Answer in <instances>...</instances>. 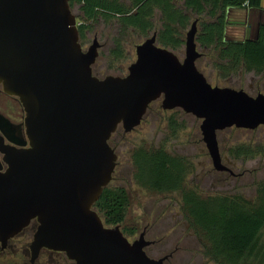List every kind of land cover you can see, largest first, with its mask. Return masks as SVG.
I'll return each instance as SVG.
<instances>
[{
    "label": "water",
    "instance_id": "obj_1",
    "mask_svg": "<svg viewBox=\"0 0 264 264\" xmlns=\"http://www.w3.org/2000/svg\"><path fill=\"white\" fill-rule=\"evenodd\" d=\"M71 0H0V83L25 111L27 142L4 147L0 166L2 250L32 222L30 263L44 250L74 264H164L150 258L144 234L130 241L94 209L111 184L118 156L109 142L119 128L141 125L149 107L180 109L202 121L203 141L218 172L224 163L218 133L264 127V93L212 86L197 67L203 54L198 22L185 40V58L157 44L136 47L124 77L99 78L100 44L84 51ZM232 173V172H231Z\"/></svg>",
    "mask_w": 264,
    "mask_h": 264
},
{
    "label": "trees",
    "instance_id": "obj_2",
    "mask_svg": "<svg viewBox=\"0 0 264 264\" xmlns=\"http://www.w3.org/2000/svg\"><path fill=\"white\" fill-rule=\"evenodd\" d=\"M244 6L260 9L262 0L70 1L72 11H77L80 16L78 29L82 46L89 41L93 26L101 21L108 24L116 22L115 48L110 51L115 58H123L125 36L132 31L147 38L151 33L156 34L158 46L178 56V52L185 47L184 33L190 22L202 20L196 42L212 54L213 67L220 78L228 79L233 74L250 72L264 77V25L260 27L256 40L226 41L228 9ZM156 20L161 22L159 28L156 27ZM93 73L98 77L94 66ZM171 125L173 134H176L173 119ZM109 144L112 147L111 140ZM230 152L236 159L264 157V145H240ZM132 161L137 185L156 193L181 194L186 220L204 239V255L210 261L215 264H244L252 256L264 229V182L257 184L254 201L238 195L204 198L187 187V178L193 168L188 158L172 155L164 146H142L133 151ZM129 204L126 188L109 185L94 209L106 226L121 227L125 224ZM37 226L34 221L24 232L31 230L34 235ZM122 232L128 239L137 233L133 228H124Z\"/></svg>",
    "mask_w": 264,
    "mask_h": 264
},
{
    "label": "rangeland",
    "instance_id": "obj_3",
    "mask_svg": "<svg viewBox=\"0 0 264 264\" xmlns=\"http://www.w3.org/2000/svg\"><path fill=\"white\" fill-rule=\"evenodd\" d=\"M79 23V13L73 12ZM184 33L186 39L192 24ZM199 21V20H198ZM197 21V22H198ZM202 21V20H201ZM199 21L197 24L200 29ZM161 22L156 20V27ZM117 23L110 24L101 21L93 26L89 33V41L83 45L87 51L95 38L100 44L99 57L94 65V71L99 78L107 76L124 77L128 68L136 61V47L147 38L132 31L125 36L123 45L124 56L117 59L111 54L114 47L113 39L117 35ZM203 54L197 61V67L214 87L244 90L251 96L264 93V77L255 73L233 74L228 79L220 78V74L213 67V57L208 50L198 46ZM178 57L185 58V47L178 52ZM14 105V103H12ZM19 107V106H18ZM20 108L21 105H20ZM174 120L176 134H173L171 120ZM202 121L186 114L180 109L164 111L162 101L154 102L148 109L142 123L134 131L125 133L122 128L111 138L112 147L118 160L110 185L126 188L129 193V208L124 228H133L136 235L129 238L135 241L147 226L150 227L148 240H161L156 247L159 253L157 259L171 254L173 257L166 264H215L204 255V239L190 226L185 217L182 196L180 193H156L146 190L136 184L134 180L135 168L132 161L133 151L139 147L158 148L164 146L166 150L176 156L188 158L192 163V172L187 178V187L196 190L202 197L242 196L254 201L257 184L264 182V157L236 159L230 150L240 145H264V127L255 131H241L231 128L218 134V142L224 165L234 173H218L208 153L200 130ZM33 235L30 231L16 237L2 250L0 245V264H31L30 245ZM35 264H74L65 255H54L48 250L42 251ZM244 264H264V229L261 231L252 256Z\"/></svg>",
    "mask_w": 264,
    "mask_h": 264
},
{
    "label": "flooded vegetation",
    "instance_id": "obj_4",
    "mask_svg": "<svg viewBox=\"0 0 264 264\" xmlns=\"http://www.w3.org/2000/svg\"><path fill=\"white\" fill-rule=\"evenodd\" d=\"M12 103H14V105H12ZM20 105L21 103L19 99L5 93L3 89V85L0 83V150L3 149L4 147H12V148L20 149L24 147L27 142L26 128H25V111L22 105H21L22 108H20ZM3 157H4V154L0 152V166L3 168V170H5L7 165L3 161ZM226 167L229 168L228 166ZM231 172L224 171V172H218V173H227V174H230L231 176H234V173L232 170ZM150 232L152 231L150 230V227L147 226L139 234V238L142 234H144L145 240L151 242V245L145 248V252L150 258L156 259V260H159V259H162L168 256V259L164 263L166 264L173 257L177 249H175L171 254L165 255L162 258L157 259L156 257H154V255L159 253V250L156 247V245L161 240H158V241L148 240L147 238Z\"/></svg>",
    "mask_w": 264,
    "mask_h": 264
},
{
    "label": "crops",
    "instance_id": "obj_5",
    "mask_svg": "<svg viewBox=\"0 0 264 264\" xmlns=\"http://www.w3.org/2000/svg\"><path fill=\"white\" fill-rule=\"evenodd\" d=\"M262 25H264V0L260 9L246 6L230 8L227 11L226 41L256 40Z\"/></svg>",
    "mask_w": 264,
    "mask_h": 264
}]
</instances>
